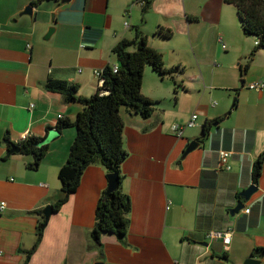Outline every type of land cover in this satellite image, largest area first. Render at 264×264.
<instances>
[{"label": "crops", "instance_id": "obj_1", "mask_svg": "<svg viewBox=\"0 0 264 264\" xmlns=\"http://www.w3.org/2000/svg\"><path fill=\"white\" fill-rule=\"evenodd\" d=\"M33 1L0 0V202L7 203L0 211V264L26 259L44 221L37 212L59 197L58 172L76 136L74 126H56L60 119L73 120L82 104L66 102L46 82L64 79L77 83L80 95H93L101 84L95 70L116 65L113 47L133 39L136 27L163 53L167 67L177 63L185 72L167 79L147 67L142 93L157 102L156 110L148 119L121 112L129 230L123 239L111 233L100 243L93 239L96 205L108 178L102 165H90L77 190L50 216L28 264H243L255 248H264V165L258 190L245 205L250 212L230 213L237 195L253 183V164L264 152V89L247 87L264 80V61L258 60L263 49L244 62L257 40L230 16L232 4L150 0L143 12L137 0H42L33 16L20 15ZM160 27L171 29L172 37L160 35ZM228 45L232 63L219 60L220 46L227 54ZM232 91L239 100L229 113ZM216 92L223 93L219 103ZM193 113L196 124L174 134L171 125L186 124ZM217 117L224 119L182 156L201 137L203 124ZM23 135L48 144L37 165L32 153H9V142L19 145ZM221 149L232 151L229 169L220 164ZM230 228L226 248L207 237L210 230ZM256 258L264 264V254Z\"/></svg>", "mask_w": 264, "mask_h": 264}, {"label": "trees", "instance_id": "obj_2", "mask_svg": "<svg viewBox=\"0 0 264 264\" xmlns=\"http://www.w3.org/2000/svg\"><path fill=\"white\" fill-rule=\"evenodd\" d=\"M42 0H35L34 5ZM232 4L237 9V15L243 32L247 36L255 37L257 44L249 54L252 60L255 54L264 49V0H223ZM150 0L143 6L145 12L150 5ZM158 33L164 38H171L173 32L169 28L160 27ZM116 58L117 71L113 66L105 67L101 72V84L91 96L79 94V85L64 79H49L45 87L64 96L66 102H79L82 109L73 120L60 119L57 130L67 127L76 128V136L70 146L69 155L60 167L58 179L60 182V195L53 202V210L57 212L69 199L80 185L85 170L93 164L102 165L107 174L118 173L119 186L107 192V187L102 191L96 205L95 226L92 237L100 243L104 233H111L123 239L130 225L131 212L130 197L122 188V165L128 157L124 146L123 132L125 122L122 110L133 113L144 119L150 118L157 107V102L143 95L142 84L144 72L150 67L160 77H171L183 67H167L163 53L152 48L147 36L137 27L133 39H122L112 49ZM248 69V64L241 68L242 72ZM224 117L207 120L203 124V133L208 134L213 125L219 124ZM9 144L15 145L11 142ZM22 153H32L35 158L34 165L38 164L48 151V144L43 137L30 136L19 145ZM184 152L183 155L184 156ZM264 165V152L256 158L252 169V181L259 183ZM32 166V164H31ZM240 200L242 197L237 195ZM42 210L38 214L43 217ZM47 222L41 221L37 227L34 245L26 250V259L23 264H28L31 256L42 240ZM263 247L253 250L252 256H262ZM226 258V255H222Z\"/></svg>", "mask_w": 264, "mask_h": 264}, {"label": "water", "instance_id": "obj_3", "mask_svg": "<svg viewBox=\"0 0 264 264\" xmlns=\"http://www.w3.org/2000/svg\"><path fill=\"white\" fill-rule=\"evenodd\" d=\"M60 1L64 3V2H67L69 0H60ZM35 7L36 6L32 3L27 5L23 9V11L21 12L20 15H28L30 17L33 16ZM54 31H55V27L54 26L50 27L48 29V32H47L45 37L49 38L53 34ZM236 100H237V98L234 99L233 105L231 106L229 113L235 107ZM207 135L208 134L202 133L201 137H199L197 140H192L191 142H189L188 146L184 150V154H187L188 152L199 147V145L203 142V140L205 139V137ZM44 142H46V141L44 140ZM19 150H20V147H18L16 145H12L11 148L9 149V153L17 152ZM107 178H108L107 192H111L119 186L120 177H119L118 173H109V174H107ZM257 190H258V186L255 185L254 183H252L246 189L241 191L240 195L242 196V199L239 200L237 202V204L230 210L231 215L238 214L241 210H243L245 208L246 202L251 199V197L253 196V194ZM53 212H54V210H53V206L51 204H48L47 206H45L43 208L42 214H43V218H44L45 222H47L49 220V218L53 214ZM203 244L207 245V243H203ZM260 263H261V259L256 258L252 255L250 257H248L247 259H245V261L243 262V264H260ZM95 264H103V262L99 261V262H96Z\"/></svg>", "mask_w": 264, "mask_h": 264}, {"label": "built area", "instance_id": "obj_4", "mask_svg": "<svg viewBox=\"0 0 264 264\" xmlns=\"http://www.w3.org/2000/svg\"><path fill=\"white\" fill-rule=\"evenodd\" d=\"M147 0H137V2L143 7L146 4ZM125 25L128 27L129 24L126 22ZM30 47V45H29ZM226 46L223 44V48H225ZM113 70L117 71V67L116 65H113ZM101 72L100 70H95V75L98 77L99 82L101 83ZM247 87L251 90H256L259 92H262L264 89V80H257L255 82H251L247 85ZM216 104V102H212V105L214 106ZM198 115L196 113H193L191 115V117L189 118V120L186 122V124H178V123H174L171 125V130L174 134L178 135V136H182L183 131L185 128L187 127H192L196 124V119H197ZM27 135H23V140L27 139ZM22 140V141H23ZM232 157V151L229 150H225V149H221L219 150V160H220V164L224 165L226 168H230L229 163V159ZM7 206L6 201H1L0 202V211H2L3 209H5ZM250 207L244 208L243 210L246 213L250 212ZM234 232V228H230L227 230H210L207 232V237L211 238V239H217V240H221L223 243V246L226 248L229 244H230V240H231V236Z\"/></svg>", "mask_w": 264, "mask_h": 264}, {"label": "rangeland", "instance_id": "obj_5", "mask_svg": "<svg viewBox=\"0 0 264 264\" xmlns=\"http://www.w3.org/2000/svg\"><path fill=\"white\" fill-rule=\"evenodd\" d=\"M229 7L228 8H230L229 10V14H230V16H235V18H237V20H238V17H237V11H236V8L234 7V5H228ZM158 31H159V29H158ZM213 34V33H212ZM252 40V42L254 41L253 39H251ZM211 43V42H210ZM229 46V45H228ZM229 51L227 52V54H225L224 53V51H223V49L221 48V46H220V50H221V52H220V56H219V60L220 61H222V62H225V63H232V59H233V53L231 54V52H232V49H231V46H229ZM167 52H170V50H167ZM261 55H260V57L258 58V60H260V61H264V49L262 50V52L260 53ZM174 55V54H173ZM168 56H172V54H169V53H167V56H166V58L168 57ZM260 58H262V59H260ZM246 61H249V59H246V60H244V62L246 63ZM169 63H171V62H169ZM179 65L177 64V63H175V64H169V66L168 67H178ZM181 67H183V66H181ZM184 72H185V70H184V67H183V71H178L177 73H175L174 75H173V78H177V79H179V78H181V77H183L184 76ZM162 78V77H161ZM172 79L171 77H167V79ZM240 85H241V83H240ZM241 87H242V85H241ZM232 93L234 94V96L232 97V99H231V103H230V106H232L233 105V102H234V99L236 98L235 96H236V93L235 92H233L232 91ZM216 96L213 98V100H215L217 103H219V99H218V96H221L222 94H221V92H216ZM238 98V100H239V97H237Z\"/></svg>", "mask_w": 264, "mask_h": 264}]
</instances>
